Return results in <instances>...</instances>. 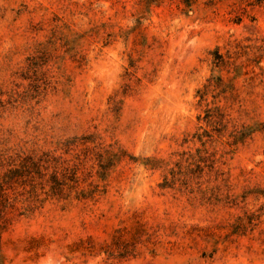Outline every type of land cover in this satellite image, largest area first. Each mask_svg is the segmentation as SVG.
Returning <instances> with one entry per match:
<instances>
[{"label":"rangeland","instance_id":"374dc122","mask_svg":"<svg viewBox=\"0 0 264 264\" xmlns=\"http://www.w3.org/2000/svg\"><path fill=\"white\" fill-rule=\"evenodd\" d=\"M0 264H264V0H0Z\"/></svg>","mask_w":264,"mask_h":264}]
</instances>
